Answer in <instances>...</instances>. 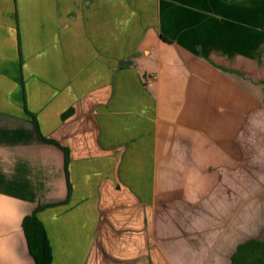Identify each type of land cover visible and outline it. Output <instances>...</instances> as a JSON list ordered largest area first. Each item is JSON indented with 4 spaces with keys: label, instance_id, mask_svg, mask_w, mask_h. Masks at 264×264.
<instances>
[{
    "label": "crops",
    "instance_id": "0c3cea01",
    "mask_svg": "<svg viewBox=\"0 0 264 264\" xmlns=\"http://www.w3.org/2000/svg\"><path fill=\"white\" fill-rule=\"evenodd\" d=\"M169 174L227 207L262 189L264 0H0V264H34V212L50 264H231L260 239L158 214Z\"/></svg>",
    "mask_w": 264,
    "mask_h": 264
},
{
    "label": "rangeland",
    "instance_id": "374dc122",
    "mask_svg": "<svg viewBox=\"0 0 264 264\" xmlns=\"http://www.w3.org/2000/svg\"><path fill=\"white\" fill-rule=\"evenodd\" d=\"M178 177L170 174L160 175V181L157 184L156 210L158 214L178 219L183 216L190 218L197 216L201 217V220L204 217L211 218L212 221L207 223L212 226V230L209 231L211 238L223 237L224 230L221 228L227 225L221 223L224 215H229L233 219L238 216L241 219L238 225L243 226L245 238L253 236L264 240V184L261 185L262 189L259 191L244 192L242 206L227 207L221 205L219 189L209 192L185 191ZM181 177L184 178V182H188L190 178L188 175ZM228 225L235 226L236 224L229 223ZM165 239V242H168L167 236L164 237ZM166 245L169 246L170 243Z\"/></svg>",
    "mask_w": 264,
    "mask_h": 264
},
{
    "label": "trees",
    "instance_id": "16d2710c",
    "mask_svg": "<svg viewBox=\"0 0 264 264\" xmlns=\"http://www.w3.org/2000/svg\"><path fill=\"white\" fill-rule=\"evenodd\" d=\"M39 137L44 142L54 143L40 135ZM22 229L34 264H50L49 242L44 227L35 212L23 219ZM231 264H264V241L252 238L238 245L232 255Z\"/></svg>",
    "mask_w": 264,
    "mask_h": 264
},
{
    "label": "built area",
    "instance_id": "2783aa9c",
    "mask_svg": "<svg viewBox=\"0 0 264 264\" xmlns=\"http://www.w3.org/2000/svg\"><path fill=\"white\" fill-rule=\"evenodd\" d=\"M154 78H155V77H154V75H152V74L148 76V80H152V79H154Z\"/></svg>",
    "mask_w": 264,
    "mask_h": 264
}]
</instances>
